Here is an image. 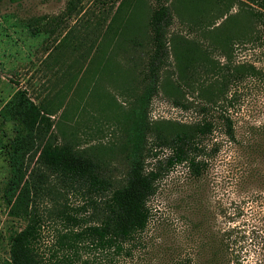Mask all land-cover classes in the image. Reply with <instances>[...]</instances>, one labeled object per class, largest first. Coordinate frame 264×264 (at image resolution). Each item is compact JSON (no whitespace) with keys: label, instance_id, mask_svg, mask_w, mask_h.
Masks as SVG:
<instances>
[{"label":"rangeland","instance_id":"1","mask_svg":"<svg viewBox=\"0 0 264 264\" xmlns=\"http://www.w3.org/2000/svg\"><path fill=\"white\" fill-rule=\"evenodd\" d=\"M248 3L0 1V110L18 88L27 89L49 115V140L87 151L114 179L121 180L127 169L124 142L135 101L147 84L149 21L159 5L171 15L168 58L162 59L156 92L145 107L146 121L168 134L213 123L204 143L217 152L201 178L190 177L184 164L172 167L146 202L144 230L118 253L84 240L75 264H228L236 255L239 262L231 264H264L256 249L264 237V25L252 21ZM238 65L253 66L258 75L243 71L240 80L222 87L221 71ZM221 106L232 121L236 143L223 133ZM12 137V123L0 119V263L8 257L10 237L25 226L7 216L1 199L9 174L3 146ZM168 154L158 150L145 168ZM85 201L70 191L40 201L43 257L57 246L60 234L81 230L58 220L53 207L65 204L76 210ZM89 213H77L88 221L84 226L93 223Z\"/></svg>","mask_w":264,"mask_h":264},{"label":"trees","instance_id":"2","mask_svg":"<svg viewBox=\"0 0 264 264\" xmlns=\"http://www.w3.org/2000/svg\"><path fill=\"white\" fill-rule=\"evenodd\" d=\"M247 1L245 8L252 21L264 25V0ZM170 23L168 7L159 5L149 21L152 51L147 62V84L135 101V115L128 126L123 148L127 169L121 180L111 177L87 151L51 142L49 115L34 104L24 90H16L1 108L0 119L13 126V137L3 146L9 174L1 199L7 216L23 220L25 226L10 237L8 257L0 264H75L78 246L84 240L101 250L121 252L125 243L144 230L149 218L146 202L155 193L161 176L181 164L186 165L189 176L197 180L207 170L217 152L213 145L208 148L204 143L212 133L213 123L203 121L168 134L151 128L145 118V107L156 92L162 59L168 58L166 30ZM243 71L249 76L258 75L257 69L250 65L225 67L220 74V84L225 87L229 81L240 80ZM219 94L222 96L223 92ZM221 109L218 120L223 133L230 142L236 143L232 121L225 108L221 106ZM158 150H168L169 154L162 161L156 160L153 168L147 170L145 161L157 157ZM52 179L59 188L52 186ZM66 191L84 196L85 204L76 210L60 204L53 207V213L69 227L80 226L81 230L60 234L57 246L45 258L38 248L43 222L40 201L48 197L55 199L57 194ZM86 208L90 210L87 218L93 223L84 226L88 221L77 213H83ZM256 246L263 259L264 237ZM232 262L238 263L239 255L228 264Z\"/></svg>","mask_w":264,"mask_h":264},{"label":"crops","instance_id":"3","mask_svg":"<svg viewBox=\"0 0 264 264\" xmlns=\"http://www.w3.org/2000/svg\"><path fill=\"white\" fill-rule=\"evenodd\" d=\"M18 89H20V88H18ZM17 89V90H18ZM20 90H24L25 92H26V94H27V96L29 97V99L34 103V104H36L35 102H34V99L31 97V95L29 94V92H27L28 90L27 89H25V88H23V89H20Z\"/></svg>","mask_w":264,"mask_h":264}]
</instances>
